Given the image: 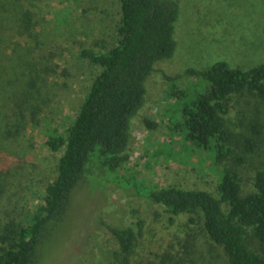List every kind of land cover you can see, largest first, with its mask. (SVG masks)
Masks as SVG:
<instances>
[{"label": "rangeland", "instance_id": "1", "mask_svg": "<svg viewBox=\"0 0 264 264\" xmlns=\"http://www.w3.org/2000/svg\"><path fill=\"white\" fill-rule=\"evenodd\" d=\"M178 2L176 49L172 57L155 63L145 81V103L130 121L129 158L119 168L128 185L106 183L113 171L99 164L90 182L74 189L64 219L40 248L37 264H114L111 251L117 242L100 220L116 226L142 221L130 264L156 263L165 250L179 251L188 233L194 236L195 264H229L223 248L205 233L201 218L195 215V222L188 223L186 213L169 217L137 190L171 184L214 192L218 172L205 158L213 153L188 146L175 125L181 107L207 82L193 75L174 80L165 75L205 69L220 60L241 70L263 64L264 0ZM19 3L0 0V162L11 166L10 172H20L0 193V221L13 217L26 225L42 203L60 155L46 145L47 136L54 130L62 133L71 123L101 70L78 53L115 45L120 14L117 0ZM30 3L37 8L36 23L29 35H21L19 10ZM31 77L36 80L33 87ZM173 88L179 93L172 94ZM146 118L155 126H147ZM223 120L234 141L252 136L253 126L259 129L255 153L235 150L244 158L237 170L241 192L246 193L253 188L254 172L264 168V101L246 89L234 93Z\"/></svg>", "mask_w": 264, "mask_h": 264}, {"label": "trees", "instance_id": "2", "mask_svg": "<svg viewBox=\"0 0 264 264\" xmlns=\"http://www.w3.org/2000/svg\"><path fill=\"white\" fill-rule=\"evenodd\" d=\"M14 2L20 4L19 0ZM117 5L120 20L115 45L105 51L86 47L78 53L101 70L71 123L62 133L54 130L47 136L46 145L60 155L53 178L45 184L42 203L34 208L26 225L13 217L0 221V264H37L40 248L64 219L74 189L89 183L99 164L113 171L106 183L128 185L130 181L119 173L129 158L130 121L145 103V81L155 63L172 57L176 49L174 33L180 6L178 0H117ZM36 12L32 3L19 10L21 35L31 33ZM182 75L207 82L201 93L181 107L175 125L188 146L213 153L205 158L211 159V167L218 172L214 192L171 184L144 186V191L138 188L137 192L160 205L169 217L186 213L188 223L195 222V215L201 218L205 233L223 248L229 264H264V168L254 172L252 190L242 193L237 164L244 158L235 152L239 148L245 154L255 153L259 129L253 126L252 136L234 141L223 120L234 93L246 89L264 101V63L241 70L220 60L205 69L188 68L165 78L174 80ZM35 83L31 77L30 87ZM170 91L179 93L175 88ZM145 123L155 126L147 118ZM10 171L11 166L0 162V193L20 176L18 170ZM99 223L117 242L111 251L114 264H130L142 221L123 226ZM179 246V251L165 250L152 264H195L193 234H186Z\"/></svg>", "mask_w": 264, "mask_h": 264}]
</instances>
